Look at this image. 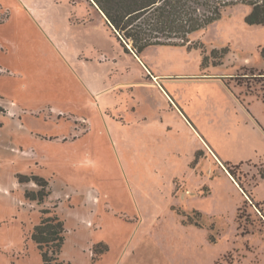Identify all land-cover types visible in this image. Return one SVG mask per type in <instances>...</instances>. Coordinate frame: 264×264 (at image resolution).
Here are the masks:
<instances>
[{"label":"rangeland","instance_id":"rangeland-1","mask_svg":"<svg viewBox=\"0 0 264 264\" xmlns=\"http://www.w3.org/2000/svg\"><path fill=\"white\" fill-rule=\"evenodd\" d=\"M250 12L137 55L91 0H0V264H42L44 209L64 223V263L264 264V25ZM32 177L42 203L25 197Z\"/></svg>","mask_w":264,"mask_h":264},{"label":"trees","instance_id":"trees-1","mask_svg":"<svg viewBox=\"0 0 264 264\" xmlns=\"http://www.w3.org/2000/svg\"><path fill=\"white\" fill-rule=\"evenodd\" d=\"M105 17L120 46L126 53L128 45L135 54L152 46H175L191 48L189 36L207 28L219 20L222 13L236 5L251 8L245 17L248 25H264V0H91ZM227 50L222 49L216 65ZM217 50L212 51V55ZM264 60V49L261 51ZM208 58L204 57V66ZM231 174V173H230ZM264 179V174H260ZM31 180L40 188L26 192L29 201H42L48 196L47 182L38 177ZM19 183L30 181L18 176ZM42 217L32 232V240L40 254L42 264H68L59 260L64 245V223L49 210L41 211ZM188 225H193L188 220ZM199 227L198 224H194ZM95 245L93 252H99ZM106 251V247L104 249Z\"/></svg>","mask_w":264,"mask_h":264},{"label":"crops","instance_id":"crops-1","mask_svg":"<svg viewBox=\"0 0 264 264\" xmlns=\"http://www.w3.org/2000/svg\"><path fill=\"white\" fill-rule=\"evenodd\" d=\"M121 48H122V47H121ZM122 49H123V48H122ZM132 54H133L134 56H136L134 53H132ZM145 70H146V69H145ZM146 72H147V73H150V72H148L147 70H146ZM149 75H150L151 78L154 80L155 77H154L152 74H149ZM184 123H185V126L187 127V129L190 128L191 131L194 130L192 127H189V126H188V123H187L186 121H184ZM190 129H189V130H190ZM195 132H196V131H195ZM196 134L199 135L198 132H196ZM201 144H202V143H201ZM204 144H205V143H204ZM202 145H203V144H202ZM202 147H204V145H203ZM208 149H209L210 152H212V151H211V148H210L209 146H208ZM212 155H213V157H214V158H212V159H213V160H216L217 162H219V157H218L215 153H213V152H212ZM217 157H218V158H217ZM230 178H231V177H230ZM231 180H232L233 183L236 184V182H235L232 178H231ZM239 189H240V188H239ZM245 196H246V194H245ZM246 197H247V196H246ZM244 199H245V198H244ZM247 199H248V197H247ZM248 200H249V199H248ZM249 201H250V200H249Z\"/></svg>","mask_w":264,"mask_h":264}]
</instances>
